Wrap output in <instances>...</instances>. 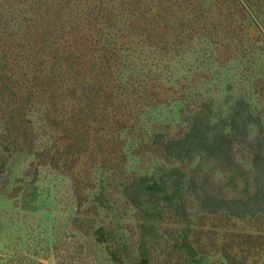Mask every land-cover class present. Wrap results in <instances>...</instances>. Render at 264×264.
Masks as SVG:
<instances>
[{
	"label": "rangeland",
	"instance_id": "obj_1",
	"mask_svg": "<svg viewBox=\"0 0 264 264\" xmlns=\"http://www.w3.org/2000/svg\"><path fill=\"white\" fill-rule=\"evenodd\" d=\"M36 1L0 0V12L12 21L10 36L18 33L20 20L26 19L22 13ZM57 1L62 6L72 2L70 6L76 10H84L88 4L87 0ZM191 1L156 0V4L162 3L161 13L170 17L171 23L178 24L183 19L188 29H202L200 24L206 19L209 30L202 42L201 36L184 45L177 42L179 46L172 47L168 54L132 39L118 46L124 50V64L133 71L126 76L133 80L129 91L130 98H134L130 100L131 108L126 107L127 102L113 103L117 113L114 129L124 132L120 142L111 145L98 137L97 144L79 154V148L72 149L66 143L70 133L63 123L52 120L54 131H43L47 137L42 140L55 154L57 165H44L26 149H3L0 145V264H141L142 250L149 264H186L187 257L178 240L187 235L198 247L197 259L202 264H264L262 214L241 218L211 216L194 203L191 192L187 215L178 217L157 199H143L135 205V193L126 191L133 178L169 175L167 168L172 159L166 153L151 151L150 137L160 142V134H169V138L180 134L187 110L192 109L188 105L197 97L214 98L225 117L231 115V110L239 112L236 101L244 97L253 104L254 117L264 125V50L260 42L249 40H257L260 31L245 23L240 13L243 20L232 30L219 25L222 20H236L235 0H221L223 10L215 6V1L203 7L202 0ZM140 4L143 7L140 1L135 5ZM148 12L143 9L146 15ZM182 15L184 18H180ZM165 31L169 32V22ZM20 41L18 44L26 46V52L32 49L41 54L45 48L41 38L31 39L27 45ZM77 44L80 42L74 40L72 45ZM238 48L245 51L246 58ZM33 59L37 66L42 64L41 59ZM106 108L102 103L101 109ZM79 111L76 110L72 129L88 126L77 117ZM253 123L249 119L247 131L243 123L236 127L240 140L237 163L241 168L232 190L234 197L242 200L253 193L252 175L248 173L253 149L243 142L246 133L249 143L257 137L259 131ZM127 128L131 130L128 135ZM215 168L205 161L201 173L213 178ZM249 178L248 191L244 182ZM206 179L207 176L201 178L200 184ZM215 183L218 194L226 185L224 176L218 175ZM259 205L263 209L264 201ZM100 226L111 232L109 244L97 241L94 232ZM111 250L117 253L120 263L114 262ZM227 256L228 262L224 259Z\"/></svg>",
	"mask_w": 264,
	"mask_h": 264
},
{
	"label": "trees",
	"instance_id": "obj_2",
	"mask_svg": "<svg viewBox=\"0 0 264 264\" xmlns=\"http://www.w3.org/2000/svg\"><path fill=\"white\" fill-rule=\"evenodd\" d=\"M131 1L87 0L86 9L76 10L71 8L72 2L62 6V2L57 0H37L22 13L26 19L20 20L18 33L11 36L8 31L12 21L0 12V26H3L0 27V145L3 149H26L28 155L43 160L44 165H57L55 154L42 140L46 135L43 131H54L52 120L63 123L65 131L70 133L67 134L66 143L72 149L79 148V154L88 152L91 145L98 143V139L111 145L120 142L124 132L114 129L117 113L113 103L124 102L125 105L127 102L126 107L131 108L130 100L134 98H130L129 91L133 87V80L126 76V73L133 71L124 64V50L118 46L132 39L168 54L172 47L179 46L177 42L184 45L198 36H201L199 39L202 42L205 32L209 30L205 26L206 19L205 23L200 24L203 28L196 31L193 26L190 29L185 27L183 19L178 23L180 25L171 23L170 17L161 13L162 3L157 5L156 0ZM139 1L143 7L141 4L135 5ZM209 1H215L219 10L224 9L221 0H202V7ZM235 2L238 6L234 13H237L236 20H222L219 25L232 30L243 20L240 19L243 16L245 23L260 31L257 40H249L260 42L264 50V3L258 0ZM14 9L12 5L11 10ZM143 9H149L147 15ZM189 10L192 12V8ZM168 22L169 32H166ZM249 25L244 27V32ZM197 31L199 33L195 35ZM39 38L45 44L41 54L32 52V49L26 52V46L18 44L19 40L27 45L29 40ZM52 40L54 42L51 44ZM74 40L80 45H72ZM33 43L38 46L36 41ZM238 51L245 52L242 48L241 51L238 48ZM20 53L24 55L20 57ZM31 56L36 60L41 59L42 64L37 66ZM197 98L188 105L192 109L187 110L180 134L170 138L169 134H160V142L152 137L150 141L149 138L151 151L166 153L172 159L167 168L169 175L166 178H133L126 187L127 193H135L133 204L138 205L143 199L147 202L157 199L169 207L170 213L185 218L189 204L187 197L192 192L190 197L194 203L211 216L241 218L262 214L264 218V207H258V202L264 201V125L261 119L254 117L253 104L244 97L238 98L236 106L239 112L231 110V115L225 117L226 113L216 107L218 104L214 98ZM102 103L106 104V110L101 109ZM79 109L77 117L88 126L77 125L72 129L76 122V110ZM249 119L254 121L252 125L259 133L252 143H249L247 133L243 136V142L253 149L248 170L252 175L253 193L248 199L242 200L233 194V185H237L233 182L241 168L237 163L240 140L236 135V127L243 123L247 131ZM127 129L126 135L131 131ZM92 135L96 140H90ZM125 159L127 157L124 156ZM205 161L216 166L213 178L201 173L204 172L202 165ZM218 175L224 176L226 185L216 194L215 181ZM204 176L208 179L200 184ZM239 177L242 179L243 176ZM250 182V178L244 182L245 189L248 190ZM101 209L107 208L101 206ZM237 211L242 212L237 214ZM94 235L101 244H109L112 236L104 226L96 228ZM178 243L187 257L186 264H202L197 259L198 247L190 235L178 240ZM111 255L114 262L120 263L121 259L115 251L111 250ZM224 259L228 262L230 256ZM149 263L146 252L142 250L141 264Z\"/></svg>",
	"mask_w": 264,
	"mask_h": 264
}]
</instances>
